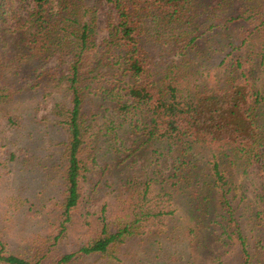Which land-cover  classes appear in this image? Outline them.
I'll return each instance as SVG.
<instances>
[{
    "label": "rangeland",
    "instance_id": "374dc122",
    "mask_svg": "<svg viewBox=\"0 0 264 264\" xmlns=\"http://www.w3.org/2000/svg\"><path fill=\"white\" fill-rule=\"evenodd\" d=\"M1 1L6 14L10 10L20 16L27 14L21 0ZM220 1L226 2L222 13ZM202 2L211 12L216 11L211 13L212 19H204L205 24L200 22L198 44L193 50L187 48L191 61L177 47L162 49L157 43L148 63L149 73H169L167 81L178 84L181 92L195 90V85L200 90L223 85L233 77L235 58L246 50L242 38L249 35L259 17L252 14L256 8L247 0H202L199 6ZM107 6L104 2L98 11L99 40L107 35L103 29ZM232 14L236 20L221 23ZM15 22L0 16V60L6 64L0 84L14 97L0 105V231L12 252L24 257L40 252L44 264H53L63 254L78 251L107 224L111 232L131 226L136 233L124 243L113 244L105 254L79 253L66 264H215L216 255L222 264H242L241 241L235 222L226 213V196L246 238L249 264H264V167L255 164L245 171L235 163L224 164L225 194L217 183L207 205L213 216L207 224L219 236L212 235L206 248L202 244L196 247L203 243V231L196 238L187 216V199L169 194L174 181L170 178L172 160L181 148L177 145L168 152L161 144L142 147L141 111L114 107V102L95 94L88 102L92 124L83 151L86 169L80 203L71 211V220L62 225L65 164L61 149L67 136L54 110L58 103H69L65 87L57 80L59 70L66 71L67 65L59 66L57 57L31 63L22 59L15 46L19 39ZM150 29L147 34H154ZM159 36L166 38L162 33ZM149 39L152 47L154 38ZM259 45L256 42L258 49ZM253 57L259 61L249 65L247 73L249 70L255 86L264 93V65ZM64 59L71 60L70 56ZM241 60L246 61L245 57ZM152 63H156L154 67ZM247 66L243 63L241 70ZM198 190L191 191L197 195Z\"/></svg>",
    "mask_w": 264,
    "mask_h": 264
},
{
    "label": "trees",
    "instance_id": "16d2710c",
    "mask_svg": "<svg viewBox=\"0 0 264 264\" xmlns=\"http://www.w3.org/2000/svg\"><path fill=\"white\" fill-rule=\"evenodd\" d=\"M201 1L21 0V7L27 14L20 16L11 10L6 14L0 0V16L16 21L19 39L15 46L21 51L22 59L31 63L57 57L59 66L67 65L66 71L59 70L57 80L65 87L69 103H58L54 110L67 136L61 149L62 163L65 164V190L61 198V211L65 218L62 225L71 220V211L81 199V180L86 169L83 151L92 124L88 120V102L94 94L114 102V107H134L141 111L144 120L140 136L142 147L161 144L162 149L173 152L179 145L182 151L178 150L172 160L173 174L170 178L174 181L169 194L187 199L190 206L187 216L193 224L196 238L203 231V243L196 247L202 244L206 248L212 235L219 236L207 224L213 219L207 205L216 192L217 183L222 184L225 194L224 164L227 161L235 163L245 171L255 164L264 167V93L255 86L249 70L247 73L249 65L255 66L259 61L254 55L264 65V0H247L256 8L252 14H259V17L255 27L250 28L249 35L242 38L246 50L235 58V75L228 77L223 85L217 84L205 90L195 85V90L181 92L178 84L167 81L171 78L169 73L162 74L160 70L149 73L148 63L157 43L162 49L166 45L168 48L177 47L187 58L190 52L187 48L195 49L204 19H212L211 13L216 11L211 12L206 2L199 6ZM104 2L108 4L103 26L107 35L99 40L98 11ZM225 5V1H220L219 12L222 13ZM236 19L232 14L230 19L220 21ZM202 21L203 24L200 23ZM150 28L155 41L152 47H149L151 35L147 34ZM160 33L166 38H159ZM256 42L260 44L259 49ZM65 56H70L71 60L67 62ZM243 57L246 61L241 60ZM243 63L248 66L241 70ZM4 65L0 60V79ZM6 91L0 84V105L14 98L13 93ZM129 101L133 103L128 104ZM197 187L198 193L194 195L191 190H197ZM224 200L226 213L230 221L235 222L241 241L242 264H249L251 254L242 227L234 216L230 200L226 196ZM205 216L210 218L207 220ZM135 233L131 226L111 232L106 224L101 233L86 245L76 252L63 254L53 264L70 263L79 253L105 254L113 244L124 243ZM39 253L24 257L12 252L0 231V264H44ZM186 259L189 261L191 258ZM213 260L215 264H222L219 255Z\"/></svg>",
    "mask_w": 264,
    "mask_h": 264
}]
</instances>
